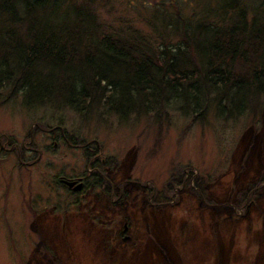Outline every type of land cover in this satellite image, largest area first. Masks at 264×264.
Returning <instances> with one entry per match:
<instances>
[{
  "label": "rangeland",
  "instance_id": "374dc122",
  "mask_svg": "<svg viewBox=\"0 0 264 264\" xmlns=\"http://www.w3.org/2000/svg\"><path fill=\"white\" fill-rule=\"evenodd\" d=\"M93 1L96 21L147 30L153 11L187 16L201 0ZM253 109L83 118L0 89L1 138L34 151L28 169L0 154V264H264V106Z\"/></svg>",
  "mask_w": 264,
  "mask_h": 264
},
{
  "label": "trees",
  "instance_id": "16d2710c",
  "mask_svg": "<svg viewBox=\"0 0 264 264\" xmlns=\"http://www.w3.org/2000/svg\"><path fill=\"white\" fill-rule=\"evenodd\" d=\"M157 10L144 30L96 21L93 0H0V89L83 118L262 109L264 0H201L187 16ZM95 154L91 175L108 186Z\"/></svg>",
  "mask_w": 264,
  "mask_h": 264
},
{
  "label": "flooded vegetation",
  "instance_id": "af4514ba",
  "mask_svg": "<svg viewBox=\"0 0 264 264\" xmlns=\"http://www.w3.org/2000/svg\"><path fill=\"white\" fill-rule=\"evenodd\" d=\"M18 144L15 142H11L10 139L8 137H4L1 138L0 136V154L2 152H8L10 153L11 151H15L17 158H18V162L20 163V166H24L25 169L29 168V165L32 163V160L30 159L31 153L34 152L33 148L30 146L29 143H25L24 145H22V149H18ZM27 152V153H26ZM28 173L29 170H28ZM62 178H66L64 176H59L58 180L66 185L62 180ZM70 179H75V180H82L83 181V177H69ZM84 184V182H83ZM70 188V187H69ZM71 189V188H70Z\"/></svg>",
  "mask_w": 264,
  "mask_h": 264
},
{
  "label": "water",
  "instance_id": "95a60500",
  "mask_svg": "<svg viewBox=\"0 0 264 264\" xmlns=\"http://www.w3.org/2000/svg\"><path fill=\"white\" fill-rule=\"evenodd\" d=\"M62 181L65 182L66 185L72 187L74 191L79 190L82 186V183L80 181L77 182V180L63 179Z\"/></svg>",
  "mask_w": 264,
  "mask_h": 264
}]
</instances>
